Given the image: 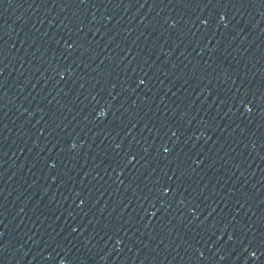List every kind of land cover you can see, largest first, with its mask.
Here are the masks:
<instances>
[{"label":"water","instance_id":"water-1","mask_svg":"<svg viewBox=\"0 0 264 264\" xmlns=\"http://www.w3.org/2000/svg\"><path fill=\"white\" fill-rule=\"evenodd\" d=\"M0 264H264V0H0Z\"/></svg>","mask_w":264,"mask_h":264}]
</instances>
